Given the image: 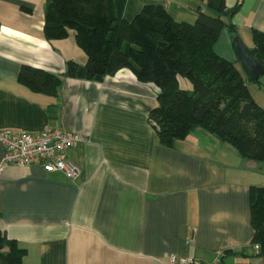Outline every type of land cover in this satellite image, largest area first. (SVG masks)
I'll use <instances>...</instances> for the list:
<instances>
[{
    "label": "crops",
    "instance_id": "crops-1",
    "mask_svg": "<svg viewBox=\"0 0 264 264\" xmlns=\"http://www.w3.org/2000/svg\"><path fill=\"white\" fill-rule=\"evenodd\" d=\"M206 1L123 0L122 16L161 5L192 24L212 12ZM45 2L0 0V129L57 126L84 140L67 153L80 168L74 181L38 164L0 174V231L25 248L22 264H167L171 255L210 261L219 251L221 264H264L249 224V187L264 186V164L202 128L162 145L148 119L160 89L128 67L99 81L63 76L68 61L83 65L86 55L73 30L44 37ZM224 2L238 5L230 21L252 48L253 31L264 33V0ZM232 38L223 28L213 49L245 77ZM22 66L61 75L57 93L23 84Z\"/></svg>",
    "mask_w": 264,
    "mask_h": 264
},
{
    "label": "trees",
    "instance_id": "trees-1",
    "mask_svg": "<svg viewBox=\"0 0 264 264\" xmlns=\"http://www.w3.org/2000/svg\"><path fill=\"white\" fill-rule=\"evenodd\" d=\"M123 4V0H46L44 37L62 39L73 30L86 55L83 65L68 61L63 76L99 81L128 67L138 81L160 89L148 119L162 145L172 147L202 128L242 158L264 164V109L248 93L247 76L213 49L223 28L235 36L230 18L238 5L228 8L224 0H207L212 12L199 11L190 24L174 21L161 5H146L126 20ZM253 42L249 52L264 65V33L254 30ZM179 77L191 88L180 87ZM19 80L34 91L55 95L61 75L22 66ZM251 82L262 86L259 79ZM249 224L250 246L264 258V186L249 187ZM25 253L0 231V264H22Z\"/></svg>",
    "mask_w": 264,
    "mask_h": 264
},
{
    "label": "built area",
    "instance_id": "built-area-1",
    "mask_svg": "<svg viewBox=\"0 0 264 264\" xmlns=\"http://www.w3.org/2000/svg\"><path fill=\"white\" fill-rule=\"evenodd\" d=\"M80 134L57 126H46L38 132H11L0 129V174L9 164H38L46 172H61L74 181L80 174L79 166L67 157L69 149L83 141ZM223 252L210 261H198L188 256L171 255L167 264H221Z\"/></svg>",
    "mask_w": 264,
    "mask_h": 264
},
{
    "label": "water",
    "instance_id": "water-1",
    "mask_svg": "<svg viewBox=\"0 0 264 264\" xmlns=\"http://www.w3.org/2000/svg\"><path fill=\"white\" fill-rule=\"evenodd\" d=\"M232 40L237 58L248 80L255 81L259 79L264 74V65L252 57L248 47L242 42L239 36L235 35Z\"/></svg>",
    "mask_w": 264,
    "mask_h": 264
},
{
    "label": "rangeland",
    "instance_id": "rangeland-1",
    "mask_svg": "<svg viewBox=\"0 0 264 264\" xmlns=\"http://www.w3.org/2000/svg\"><path fill=\"white\" fill-rule=\"evenodd\" d=\"M179 80L180 87L186 88L185 85L188 84V80L184 77H179ZM259 81L262 86H260L258 82H251L247 80V90L254 102L264 109V75L260 76Z\"/></svg>",
    "mask_w": 264,
    "mask_h": 264
}]
</instances>
